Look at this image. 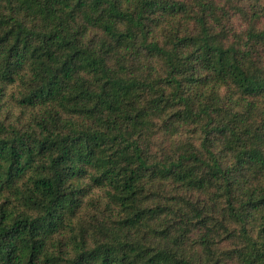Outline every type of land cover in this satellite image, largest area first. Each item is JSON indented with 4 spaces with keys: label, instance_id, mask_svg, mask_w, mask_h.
Here are the masks:
<instances>
[{
    "label": "trees",
    "instance_id": "16d2710c",
    "mask_svg": "<svg viewBox=\"0 0 264 264\" xmlns=\"http://www.w3.org/2000/svg\"><path fill=\"white\" fill-rule=\"evenodd\" d=\"M0 264H264V0H0Z\"/></svg>",
    "mask_w": 264,
    "mask_h": 264
}]
</instances>
